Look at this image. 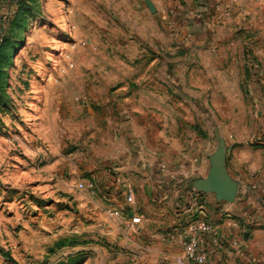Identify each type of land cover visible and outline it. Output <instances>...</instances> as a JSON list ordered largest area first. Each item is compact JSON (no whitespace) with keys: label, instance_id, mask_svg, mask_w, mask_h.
I'll return each instance as SVG.
<instances>
[{"label":"rangeland","instance_id":"374dc122","mask_svg":"<svg viewBox=\"0 0 264 264\" xmlns=\"http://www.w3.org/2000/svg\"><path fill=\"white\" fill-rule=\"evenodd\" d=\"M150 1L155 12L146 0H0V264H133L144 256L118 237L109 198L78 188L97 190L85 161L98 139L108 146L123 128L133 132L116 122L122 116L158 115L161 142L198 136L214 152L216 129L225 141L240 132L251 145L260 140L264 0H203L213 26L185 28L175 2L164 0L157 16L160 0ZM149 37L161 40L152 46ZM152 54L160 61L144 76ZM119 73L134 89L161 86L145 94L157 103H125L135 93L117 94L125 82L111 77Z\"/></svg>","mask_w":264,"mask_h":264},{"label":"crops","instance_id":"0c3cea01","mask_svg":"<svg viewBox=\"0 0 264 264\" xmlns=\"http://www.w3.org/2000/svg\"><path fill=\"white\" fill-rule=\"evenodd\" d=\"M162 2L164 0H160V3L156 1L160 9L157 16L161 15L165 6ZM172 2L183 9L181 12L184 16L178 24L180 27L185 28L191 22L193 27L199 24L213 26L209 18L206 20L208 4L203 0H170L169 4ZM187 14H193L195 20H190L189 15L186 17ZM157 16L150 18V29L153 32L161 28ZM159 40L160 37H149L148 44L155 46ZM159 56L152 54L151 64L147 66L148 71L144 76L160 61ZM140 71L135 69L138 77L142 78L144 76ZM155 71L153 69L152 73ZM126 77L129 76H122V73L111 77L119 80V83H127L118 85L117 94H128L134 90L132 93L135 96L129 95L125 103L133 101L135 110H144L146 104L157 103L156 97L151 98L145 94L161 93V86L142 83L134 89L130 87L132 80ZM137 93L142 94L140 99ZM147 116L146 120L144 116L134 114L129 121H123L128 116H122L121 122H116L132 125L133 132L124 133L123 128L120 136L112 137L108 146L98 139L95 152L88 154L89 158L85 161L87 169L96 171L99 178L97 190L86 188V191L97 197L98 201L109 198L110 205L106 204V213L118 231V237L123 242L127 241V247L136 254L134 257L140 256L139 253L144 255L142 258L137 257L133 264H141V261L145 264H178L176 258L183 253L180 238L188 231L189 222L198 218H205L218 226L221 238H225L221 246V240L219 244L208 235L201 236L207 253V264H264V129L255 136L260 139L255 146L249 141V133H229L226 138V165L230 174L240 181L238 196L234 202L229 203L218 201L211 193L199 195V191L195 193L192 187L193 180L205 178L208 174L210 156L214 153L212 143L198 136L188 140L173 137L161 142V138L153 134L161 119L155 114ZM142 125L151 127L139 138L135 137V134H139L138 127ZM204 134L209 137L210 133L207 131ZM130 192L134 197L132 203L127 201ZM112 208L122 210L123 218L112 216ZM133 217H140V222L134 223ZM233 220L248 227L246 236L232 225ZM154 221L158 225H154ZM239 248L244 252L241 256L237 254Z\"/></svg>","mask_w":264,"mask_h":264},{"label":"built area","instance_id":"2783aa9c","mask_svg":"<svg viewBox=\"0 0 264 264\" xmlns=\"http://www.w3.org/2000/svg\"><path fill=\"white\" fill-rule=\"evenodd\" d=\"M257 188L256 185L253 186ZM78 188L83 190L87 188L84 182H79ZM198 190L195 189V193ZM264 193V189L262 190ZM197 199V197H196ZM127 201L132 203L134 201L133 194L130 192L127 195ZM110 214L118 219L123 218L122 210L118 208L110 209ZM134 223L140 222V217H133ZM232 225L237 227L243 236L248 234V227L240 224L237 220L232 221ZM203 235H208L213 242L219 243L221 240V246L224 244V239L221 238L219 228L216 225L211 224L205 218H198L189 222L188 231L181 236L180 243L183 247L182 255L176 258L178 264H207V253L203 246ZM239 256L243 255V250L239 248L237 250Z\"/></svg>","mask_w":264,"mask_h":264},{"label":"water","instance_id":"95a60500","mask_svg":"<svg viewBox=\"0 0 264 264\" xmlns=\"http://www.w3.org/2000/svg\"><path fill=\"white\" fill-rule=\"evenodd\" d=\"M152 12L156 11L155 5L146 0ZM216 139L219 144L215 152L210 156V169L205 178L193 180L192 187L203 193L215 195L218 201L232 203L238 196L240 181L235 179L229 172L227 160V146L224 138H221L219 129H216Z\"/></svg>","mask_w":264,"mask_h":264},{"label":"trees","instance_id":"16d2710c","mask_svg":"<svg viewBox=\"0 0 264 264\" xmlns=\"http://www.w3.org/2000/svg\"><path fill=\"white\" fill-rule=\"evenodd\" d=\"M199 193V195H204L205 193H203V192H198ZM3 254L5 255V256H8V257H10V254L9 253H7V252H3Z\"/></svg>","mask_w":264,"mask_h":264}]
</instances>
